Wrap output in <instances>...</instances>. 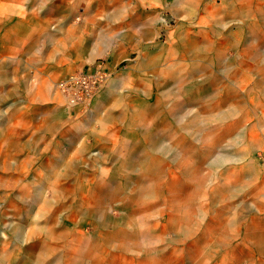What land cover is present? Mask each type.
<instances>
[{"label": "rangeland", "instance_id": "rangeland-1", "mask_svg": "<svg viewBox=\"0 0 264 264\" xmlns=\"http://www.w3.org/2000/svg\"><path fill=\"white\" fill-rule=\"evenodd\" d=\"M54 1L0 0V264H264V0Z\"/></svg>", "mask_w": 264, "mask_h": 264}, {"label": "bare ground", "instance_id": "bare-ground-1", "mask_svg": "<svg viewBox=\"0 0 264 264\" xmlns=\"http://www.w3.org/2000/svg\"><path fill=\"white\" fill-rule=\"evenodd\" d=\"M95 1V0H94ZM192 1V0H191ZM197 1V0H196ZM90 3V2H89ZM213 3V2H212ZM197 4V3H196ZM123 5V4H122ZM206 5V4H205ZM211 5V4H210ZM213 6V5H212ZM124 7V6H123ZM221 7V6H220ZM180 8V7H179ZM212 8V7H211ZM210 8V9H211ZM214 9H215V7H214ZM217 9H218V7H217ZM220 9V8H219ZM118 10V9H117ZM253 10V9H252ZM139 11V10H138ZM180 11V10H179ZM254 11V10H253ZM117 13V12H116ZM253 14V13H252ZM187 16V15H186ZM197 16V15H196ZM211 16V15H210ZM115 17V16H114ZM113 17V18H114ZM184 17V16H183ZM205 18H206V16H204ZM112 18V17H111ZM110 18V19H111ZM201 18V17H200ZM202 19V18H201ZM237 19V18H236ZM239 20V19H238ZM262 21V20H261ZM211 22V21H210ZM126 23V22H125ZM224 23V22H223ZM226 23V22H225ZM135 24H138V22H136ZM202 24V23H201ZM228 24V23H227ZM231 24V23H230ZM115 25V24H114ZM118 25V24H117ZM189 25V24H188ZM253 26V25H252ZM147 27V26H146ZM252 28V27H251ZM132 30V29H131ZM249 30V29H248ZM256 30V29H255ZM182 31H180V33H181ZM250 32V31H249ZM180 33H178V35L180 34ZM255 33V32H254ZM152 35V34H151ZM258 36V35H257ZM260 38V37H259ZM170 43V42H169ZM167 44V43H166ZM166 44H165V46H166ZM262 44V43H261ZM260 44V45H261ZM264 44V43H263ZM259 45V44H258ZM209 46V45H208ZM206 47V46H205ZM239 49V48H238ZM262 50V49H261ZM264 50V49H263ZM246 51V50H245ZM237 54V53H236ZM211 55H212V53H211ZM229 56V55H228ZM237 56V55H236ZM206 57V56H205ZM244 57V56H243ZM199 58H201V57H199ZM237 58V57H236ZM258 58V57H257ZM202 60V59H201ZM240 60V59H239ZM253 60V59H252ZM258 61V60H257ZM260 61V60H259ZM147 62V61H146ZM206 62V61H205ZM258 63V62H257ZM225 68V67H224ZM90 75V74H89ZM69 76L68 75H66V76H64V77H62L59 81H57V83H56V86H57V88H59V84L63 81V80H69L70 79V77L68 78ZM177 77V76H176ZM107 78V75L105 74V73H102V72H98V73H96V75H93V77H92V79H90V80H92V83H91V85H90V92H91V89H92V91L93 90H95L97 87H96V85H95V80H99V83H100V85H101V83L102 82H104L105 81V79ZM94 79V80H93ZM180 80V79H179ZM176 83H177V81H176ZM181 83V82H180ZM216 83V82H215ZM214 83V85H216ZM218 84V83H217ZM179 85V84H178ZM194 85V84H193ZM214 85H212V86H214ZM228 86V85H227ZM234 86V85H233ZM127 87V86H126ZM177 87V86H176ZM264 87V86H263ZM171 88V87H170ZM179 88V87H178ZM215 88V87H214ZM82 89V87L81 86H79V85H77V84H73V86L70 88V89H68V90H72V91H74V92H76V93H81L80 92V90ZM128 89H129V87H128ZM131 89V88H130ZM264 89V88H263ZM174 90V89H173ZM237 90V89H236ZM153 91V90H152ZM171 91V90H170ZM120 93V92H119ZM153 93V92H152ZM243 94V93H242ZM238 96V95H237ZM66 97L67 98H69V101L70 102H77L78 100H76L77 99V97H75V96H73L72 95V92L71 93H69V94H67L66 95ZM244 98V97H243ZM104 99V98H103ZM121 100V99H120ZM233 100V99H232ZM242 100V99H241ZM104 102H106V101H104ZM230 103V102H229ZM228 103V104H229ZM241 103V102H240ZM239 103V104H240ZM246 103V102H245ZM227 104V105H228ZM231 105V104H230ZM112 106V105H111ZM239 106V105H238ZM112 108V107H111ZM243 109V108H242ZM98 110V109H97ZM218 110V111H217ZM229 113V112H228ZM224 115H225V113H224V111L221 109L220 111H219V109H216V110H211V111H209V112H205L204 114H202V112L200 111V113H196V114H194V115H192V117H190L189 118V121H187V122H190L189 123V125L191 126V127H196V126H198V125H200V124H203L204 126H206V125H208L211 121H215V120H221L223 117H224ZM101 116V115H100ZM142 116V115H141ZM226 116V115H225ZM98 117V116H97ZM152 117V116H151ZM234 117V116H233ZM229 118V117H228ZM89 120V119H88ZM91 121V120H90ZM225 121V120H224ZM186 122V121H185ZM215 123V122H214ZM100 124V123H99ZM218 124V123H217ZM244 124V123H243ZM90 125V124H89ZM216 125V124H215ZM241 125V124H240ZM246 125V124H245ZM214 126V125H213ZM212 126V127H213ZM220 126V125H219ZM209 127V126H208ZM216 127V126H215ZM242 127V126H241ZM203 128V127H202ZM239 128H240V126H239ZM236 129V128H235ZM166 130V129H165ZM239 130V129H238ZM235 131V130H234ZM238 132V131H237ZM166 133V132H165ZM227 135V134H226ZM234 135H237V134H235L234 133ZM229 136V135H228ZM231 136V135H230ZM238 136V135H237ZM69 137V136H68ZM178 137V136H177ZM242 137V136H241ZM226 138V137H225ZM243 138V137H242ZM248 138V137H247ZM228 139V138H227ZM232 139V138H231ZM162 140H164V139H162ZM263 140V139H262ZM220 141H221V139H220ZM230 141H232V140H230ZM240 141V140H239ZM237 142V141H236ZM164 144V143H163ZM238 144H239V142H238ZM243 144V143H242ZM149 145V144H148ZM171 145V144H170ZM222 145V144H221ZM237 145V144H236ZM152 146V145H151ZM234 146V145H233ZM240 146V145H239ZM167 147V146H166ZM244 147V146H243ZM161 148V147H160ZM219 148H220V143H219V141H217V139L216 140H213V141H211L210 143H208L207 145H206V149H205V151L203 152V157H205L206 159H207V162H205V164L207 163V164H210L211 166H213V165H217V164H219L220 162H222L224 159L226 160V156L225 155H221L219 152ZM222 149H223V146L221 147ZM225 148V147H224ZM230 150H231V148H230ZM168 151V150H167ZM190 151H193V149H191ZM190 151H189V153H190ZM224 151H226V149L224 150ZM227 151H229V148H228V150ZM170 152H173V151H169V153ZM192 153V152H191ZM190 153V154H191ZM228 153H230V152H228ZM142 154V153H141ZM226 154V153H225ZM165 155V154H164ZM240 156V155H239ZM248 156V155H247ZM149 157V156H148ZM230 157H231V155H230ZM233 157V156H232ZM251 157V156H250ZM144 158V157H143ZM150 158V157H149ZM148 159V158H147ZM230 159V158H229ZM228 159V160H229ZM137 160V159H136ZM185 160V159H184ZM232 160V159H231ZM230 160V161H231ZM247 160V159H246ZM254 160V159H253ZM240 161H241V159H240ZM136 162H133V164H135ZM223 163V162H222ZM234 163V162H233ZM239 163V162H238ZM225 164H227V163H225ZM232 164V163H231ZM128 165H129V162H128ZM131 165V164H130ZM129 165V166H130ZM220 165H222V164H220ZM132 166V165H131ZM224 166V165H223ZM226 166V165H225ZM245 166V165H244ZM124 167V166H123ZM219 167V166H218ZM255 167V166H254ZM126 168V167H125ZM189 173H196L197 172V170H196V165L195 164H193V163H191L190 161H188V163H186V168H185ZM257 169V168H256ZM119 170V169H118ZM131 170V169H130ZM161 170V169H160ZM164 170V169H163ZM162 170V171H163ZM220 170V169H219ZM222 170V169H221ZM247 170V169H246ZM245 170V171H246ZM168 171V170H167ZM217 171V170H216ZM157 172V171H156ZM186 173V172H185ZM216 173V172H215ZM220 173V172H219ZM224 173H226V172H224ZM167 174V173H166ZM223 174V173H222ZM206 174H205V172L204 171H201L200 172V178H202V177H204ZM217 175V174H216ZM247 175V174H246ZM211 176V175H210ZM229 176V175H228ZM112 177V176H111ZM186 177V176H185ZM252 177V176H251ZM110 178V177H109ZM112 179V178H111ZM191 179V178H190ZM193 179H196V178H193ZM56 180V179H55ZM58 180V179H57ZM120 180V179H119ZM152 180V179H151ZM154 180V179H153ZM157 180V179H156ZM171 180V179H170ZM181 180V179H180ZM232 180V179H231ZM162 181V180H161ZM181 182V181H180ZM162 183V182H161ZM253 183V182H252ZM145 184V183H144ZM168 184V183H167ZM194 184V183H193ZM206 184V183H205ZM166 185V184H165ZM232 185V184H231ZM139 186V185H138ZM163 186V185H162ZM168 186V185H167ZM196 186V185H195ZM158 187V186H157ZM205 187V186H204ZM134 188H137L136 186L134 187ZM164 188V187H163ZM187 188H189V187H187ZM165 190H166V188H165ZM187 190H189V189H187ZM123 191H124V187L122 186V187H117L116 189H115V193H117V194H121V193H123ZM131 191V190H130ZM255 191V190H254ZM126 193H127V191H126ZM213 193V192H212ZM129 194V193H128ZM168 194V193H167ZM171 194V193H170ZM192 194V193H191ZM123 195V194H122ZM144 196V195H143ZM220 196V195H219ZM227 196H229V194L227 195ZM121 197V196H120ZM136 198V197H135ZM168 198V197H167ZM129 199V198H128ZM170 199V198H169ZM171 200V199H170ZM169 202V201H168ZM176 203V202H175ZM218 204V203H217ZM164 205H166V203L164 204ZM174 205V204H173ZM179 205V204H178ZM118 206V205H117ZM124 206V205H123ZM161 206H162V204H161ZM160 206V207H161ZM167 206V205H166ZM166 206H165V208H166ZM122 207V206H121ZM118 208V207H117ZM168 208H169V206H168ZM121 209V208H120ZM142 209V208H141ZM167 209V208H166ZM116 210V209H115ZM163 210V209H162ZM137 211V210H136ZM139 211V210H138ZM161 212V211H160ZM120 213H123V212H120ZM40 214V213H39ZM150 214V213H149ZM165 214V213H164ZM47 215V214H46ZM123 215V214H122ZM161 215V214H160ZM138 216V215H137ZM203 216V215H202ZM205 216V215H204ZM153 217V216H152ZM167 217V216H166ZM47 218V217H46ZM206 218V217H205ZM208 218V217H207ZM212 218H214V217H212ZM111 219V218H110ZM209 219V218H208ZM108 221V220H107ZM159 221V220H158ZM161 221V220H160ZM159 221V222H160ZM207 221V220H206ZM138 222V221H137ZM142 222H143V220H142ZM166 222V221H165ZM114 223H117V222H114ZM149 224V223H148ZM100 226V225H99ZM119 228V227H118ZM37 230V229H36ZM49 230V229H48ZM141 231V230H140ZM50 232V231H49ZM137 233V232H136ZM34 234H36V233H34ZM139 234V233H138ZM144 234V233H143ZM28 235V234H27ZM51 235V234H50ZM53 235H55V233H53ZM145 236V235H144ZM30 237V236H29ZM52 237V236H51ZM33 238H35V237H33ZM146 240H148V239H146ZM35 242V241H34ZM48 243V242H47ZM40 246V245H39ZM38 246V247H39ZM88 248V247H87ZM13 249H15V248H13ZM18 249V248H17ZM10 250V249H9ZM13 251V250H12ZM19 251V250H18ZM46 251H48V248H46L45 246H40V248L38 249V254H37V256H36V258H35V263L36 264H39L41 261H40V258L42 257V256H45L46 255ZM162 251V250H161ZM159 252V251H158ZM14 253V252H13ZM17 253V252H16ZM85 253V252H84ZM159 254V253H158ZM5 256V255H4ZM12 256V255H11ZM61 257V256H60ZM161 258V257H160ZM17 259V258H16ZM62 259V258H61ZM154 259V258H153ZM263 259V258H262ZM151 261V260H150ZM5 262V261H4ZM15 262V261H14ZM77 263L79 262V259H77V261H76ZM262 263V262H261ZM161 264H163L162 262H161Z\"/></svg>", "mask_w": 264, "mask_h": 264}, {"label": "built area", "instance_id": "built-area-1", "mask_svg": "<svg viewBox=\"0 0 264 264\" xmlns=\"http://www.w3.org/2000/svg\"><path fill=\"white\" fill-rule=\"evenodd\" d=\"M68 76L70 77L69 80H67V79L63 80L59 84V89L65 95H67V94L72 92V95L77 97L76 100H79V99L84 98L86 95H90L91 94L93 88L91 89V92H90V88L89 87H90V85L92 83V80H90V79H92L93 75H91V74L90 75L89 74L88 75L70 74ZM94 83H95V85H97V83H99V80H95ZM73 84H77V85L82 87V89L80 90L81 93H76V92H74L72 90H68V89H70L73 86Z\"/></svg>", "mask_w": 264, "mask_h": 264}, {"label": "crops", "instance_id": "crops-1", "mask_svg": "<svg viewBox=\"0 0 264 264\" xmlns=\"http://www.w3.org/2000/svg\"><path fill=\"white\" fill-rule=\"evenodd\" d=\"M98 1H100V2H103V1H107V2H109V12H108V15H109V23H107V24H105L106 26H110V27H113L114 26V23L113 22H115V21H118L119 19H122V17H119V18H116V16L117 15H119L118 13H116V11H115V8H113V1L114 0H98ZM58 2H62L63 4H65V2H66V0H58ZM57 2V3H58ZM80 3H81V0H72V11H75V10H78V8L80 7ZM44 4H50L52 7H54V6H57L58 4H56V2L54 1V0H45V2H44ZM6 5H7V3H6ZM1 6L2 5H0V8H1ZM124 6V8H127L128 7V4L127 3H124L123 5L121 4V7H123ZM115 11V15H114V11ZM112 11H113V13H112ZM120 11H122V8H121V10ZM115 16V17H114ZM112 17V18H111ZM114 17V18H113ZM111 18V19H110ZM120 25H121V22L119 23ZM117 25V26H120V25ZM115 25V26H116ZM103 25H98V27H102ZM57 29L59 30V27H57ZM56 30V29H55ZM69 33H71V34H75L76 32H77V28L76 27H72V28H70L69 30ZM130 41V40H129ZM130 42H133V41H130ZM121 48H123V44H119V46H118V49H121ZM141 59V55L140 56H138L135 60H136V62L137 61H139Z\"/></svg>", "mask_w": 264, "mask_h": 264}]
</instances>
